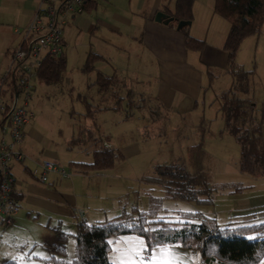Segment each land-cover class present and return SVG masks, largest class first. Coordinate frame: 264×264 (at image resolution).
<instances>
[{
    "label": "rangeland",
    "instance_id": "374dc122",
    "mask_svg": "<svg viewBox=\"0 0 264 264\" xmlns=\"http://www.w3.org/2000/svg\"><path fill=\"white\" fill-rule=\"evenodd\" d=\"M94 3L92 10L65 29L64 85L47 87L34 81L29 110L35 118L30 126L23 127L26 136L17 148L23 149L26 160L20 163V171L13 170L22 197L16 213L0 221V264H46L54 257L72 262L76 257L74 235L81 222L101 228H139L141 215L150 211L151 199L165 196L155 183L156 169H189L188 150L202 144L212 185L257 184L256 188L252 193L244 191L239 195L219 193L213 206L163 200L162 221L177 227L175 224L182 222L181 214L202 213L225 228L229 224L240 225L230 219L243 215L253 205L264 210V182L239 174L240 147L226 132L216 103L218 96L232 85L226 74L225 55L209 56L202 51L200 57L199 53L189 52L187 60L173 64L175 83L167 88L164 77H155V59L127 38L130 33L133 36L137 25L131 29L119 20L124 13L128 14L129 0ZM124 47H128L126 52L114 53L115 48ZM90 53L105 60L97 61L95 71L85 75L82 68ZM178 58L173 57V62L179 63ZM237 58L246 71H256L252 99L264 111V28L260 38L245 40ZM97 72L115 74L121 82L122 96L130 94L138 108L130 111L125 103L122 111L98 113L93 121H86V109L80 99L86 95L89 84L95 83ZM93 96L94 102L90 103L98 106L100 98L95 92ZM82 129L109 137L111 146L120 151L124 161L101 175L77 174L69 164H89L92 156L66 149ZM10 132L7 124L0 128V143L3 138L10 141ZM46 162L65 170L71 182L50 187L56 178L49 176V184L43 185L41 166ZM60 233L67 236L63 258L51 251L52 247H60ZM141 241L146 246L135 234L113 239L111 264H165L151 260L160 257L162 249L171 250L167 264H200L197 253L179 246L159 247L150 252L146 247L137 257L131 249L139 247Z\"/></svg>",
    "mask_w": 264,
    "mask_h": 264
},
{
    "label": "trees",
    "instance_id": "16d2710c",
    "mask_svg": "<svg viewBox=\"0 0 264 264\" xmlns=\"http://www.w3.org/2000/svg\"><path fill=\"white\" fill-rule=\"evenodd\" d=\"M90 0L85 6V12L94 8ZM194 0H176L174 9L167 8V28L177 30L180 23H193ZM214 12L230 25V33L224 46L227 56V72L232 85L228 91L218 96L216 103L224 121L225 129L240 147L238 172L253 179L264 178V111L259 110L252 99L256 71H246L238 64V54L245 40L260 38L264 28V0H215ZM185 40L187 52L202 53L204 43L195 40L190 28L179 32ZM103 58L90 53L82 68V73L91 75L95 71L97 61ZM65 55L54 60L47 58L37 74V82L47 87L64 85L66 73ZM1 91L5 94L15 89V79L8 73L1 80ZM34 89V88H32ZM122 87L115 76L97 72L95 83L89 84L86 95L80 99L86 114V121H93L98 113L119 112L123 105L128 110L137 109L130 94L122 96ZM100 98L98 106L94 102L93 93ZM7 116L0 120L3 127ZM109 137L97 136L89 129H82L68 142L67 151L78 152L92 156V162L70 163L69 167L82 176L92 173L101 175L124 161L120 151L110 144ZM207 156L204 144L191 147L188 150L189 169L185 167H158L155 183L164 191V198H152L150 211L140 217V227L137 229L101 228L81 222L74 235L76 257L72 262L52 258L46 264H111L112 241L122 236L135 234L143 239L149 252L164 246H179L200 256V264H261L264 259V221L260 216L264 212L250 215H236L230 221L240 222V225L229 224L222 227L215 219L202 213H183L182 222L170 226L162 221L160 214L163 200H174L195 203L201 206H213L219 193L230 195L242 194L245 187H235L229 184L212 185L209 168L205 166ZM208 160V159H207ZM18 205L20 197L12 196ZM159 219V220H158ZM167 226L169 228H167ZM60 247L51 248L63 258L66 255L65 243L67 236L60 233ZM14 264V263H6Z\"/></svg>",
    "mask_w": 264,
    "mask_h": 264
},
{
    "label": "crops",
    "instance_id": "0c3cea01",
    "mask_svg": "<svg viewBox=\"0 0 264 264\" xmlns=\"http://www.w3.org/2000/svg\"><path fill=\"white\" fill-rule=\"evenodd\" d=\"M40 2L41 0H0V91L2 85L1 80L9 73L11 68V57L9 53L22 43V36L17 35L15 31H23L28 27L39 10ZM129 2L130 8L128 9V14L124 13L123 18H119V20L121 23L127 24L131 29L135 24L138 28L133 36L130 33L127 35V38L133 45H136L141 50H145L149 58L155 59L157 65L154 67L155 77H164L165 81H167V88L174 86L175 81L172 78H176V74L173 64H180L182 60H187L189 52L185 49L184 37L177 31L167 28V19L163 20L161 24L156 23L155 19L160 13L167 16L163 10L167 8L173 10L176 0H129ZM214 9L215 0H194L192 9L193 23L190 27V33L195 40L204 43V55H225L224 57L227 62L224 46L230 33V25L216 15ZM113 30L118 32L115 28ZM127 48H115L114 53L121 55L126 52ZM176 56L179 57L177 59L179 63L173 62V57ZM191 57L195 59L194 56ZM113 76L117 78L115 74ZM119 83L121 82L119 81ZM20 151L24 154L22 148ZM20 166L22 164H15L13 170L19 168L20 171ZM34 177L36 178L35 174ZM52 178L56 179H53L50 187L61 185L62 182L57 177L53 176ZM15 179L16 185L14 192L16 197H20L21 199L22 194L18 189L17 178L15 177ZM253 180L260 181V183L264 182V178ZM256 185H247L245 192L252 193ZM258 212H264V210L253 205L243 215L247 216ZM261 216H264V214ZM261 216V220L264 221V217Z\"/></svg>",
    "mask_w": 264,
    "mask_h": 264
},
{
    "label": "built area",
    "instance_id": "2783aa9c",
    "mask_svg": "<svg viewBox=\"0 0 264 264\" xmlns=\"http://www.w3.org/2000/svg\"><path fill=\"white\" fill-rule=\"evenodd\" d=\"M89 1L41 0L39 10L28 27L23 31H15L22 36V43L9 53V72L15 79L16 88L6 94L0 91V120L7 116L4 125L7 124L11 129L10 141L3 138L0 143V221L2 217L16 213L17 209L12 199L16 185L13 169L15 164L26 160L17 148L26 136L23 127L35 118L29 110L34 81L47 58L59 60L65 55V29L70 22L76 21L85 13V6ZM3 134L6 136L7 132L3 130ZM41 170L40 182L43 185L49 184V176L57 177L60 182H71V176L54 163H43Z\"/></svg>",
    "mask_w": 264,
    "mask_h": 264
},
{
    "label": "snow or ice",
    "instance_id": "6c2138e0",
    "mask_svg": "<svg viewBox=\"0 0 264 264\" xmlns=\"http://www.w3.org/2000/svg\"><path fill=\"white\" fill-rule=\"evenodd\" d=\"M139 247H133L131 251L135 253L137 257L140 256L141 251L146 249V246L143 245V242H139ZM171 259V250L170 249H162L160 257H152V261H165V264H167V261ZM129 264H135V261H130Z\"/></svg>",
    "mask_w": 264,
    "mask_h": 264
},
{
    "label": "water",
    "instance_id": "95a60500",
    "mask_svg": "<svg viewBox=\"0 0 264 264\" xmlns=\"http://www.w3.org/2000/svg\"><path fill=\"white\" fill-rule=\"evenodd\" d=\"M167 19V16H165L164 14H158L156 16V19H155V22L158 23V24H161L163 20ZM192 26L191 23H180L177 27V32H181L187 28H190Z\"/></svg>",
    "mask_w": 264,
    "mask_h": 264
}]
</instances>
